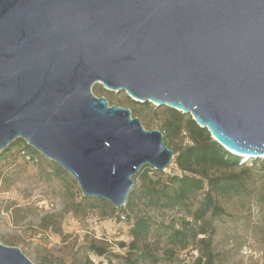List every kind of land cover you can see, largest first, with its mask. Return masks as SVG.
<instances>
[{"label":"water","instance_id":"water-1","mask_svg":"<svg viewBox=\"0 0 264 264\" xmlns=\"http://www.w3.org/2000/svg\"><path fill=\"white\" fill-rule=\"evenodd\" d=\"M96 84L264 159V0H0V154L23 139L122 209L133 178L175 152ZM0 264L34 263L0 241Z\"/></svg>","mask_w":264,"mask_h":264},{"label":"rangeland","instance_id":"rangeland-1","mask_svg":"<svg viewBox=\"0 0 264 264\" xmlns=\"http://www.w3.org/2000/svg\"><path fill=\"white\" fill-rule=\"evenodd\" d=\"M92 91L110 105L130 108L147 130H162L165 107L136 103L126 92H108L101 84ZM189 142L185 137L183 145ZM57 166L25 140L0 154V241L20 248L34 264H87V257L94 264H126L122 256L128 252L131 223L137 216L152 220L161 229L150 236L149 244L162 255L167 232L183 230L185 220H190L177 210L142 204L129 212L131 221L114 212L110 202L111 206L91 209L74 177L62 167L66 174L59 173ZM253 168L247 193L223 201L228 216L206 235L217 254V264H264V166L260 163ZM174 171L171 164L164 173ZM93 242L107 249L105 257L88 251ZM202 247V243H192L187 250L177 251L172 262L160 264H195Z\"/></svg>","mask_w":264,"mask_h":264},{"label":"trees","instance_id":"trees-1","mask_svg":"<svg viewBox=\"0 0 264 264\" xmlns=\"http://www.w3.org/2000/svg\"><path fill=\"white\" fill-rule=\"evenodd\" d=\"M164 109L167 119L163 122L161 131L167 146L175 152L172 163L175 171L167 175L145 166L133 178L135 185L127 205L119 210L113 208V211L131 221L129 212L142 204L177 210L190 220H185L183 230L173 229L167 232V246L161 255L149 244L150 236L161 229L146 217H135L130 229L132 241L128 252L122 257L126 264L170 263L176 257L177 251H185L192 243L198 242L203 247L199 250L195 264H217V254L206 235L215 231L217 221L228 216L223 201L247 193L256 169L253 167L260 163L264 166V159L245 162L243 158L231 154L219 145L206 129L198 126L191 115H183L169 107ZM185 137L190 141L187 145H183ZM17 141L23 140L18 139L10 146H14ZM32 156L27 154L28 158ZM56 169L59 173L66 174L61 167L57 166ZM83 200L91 209L103 205L111 206L109 202L98 198L83 197ZM201 235L205 237L198 240ZM88 251L101 258L107 253L106 248L97 246L95 242L90 244ZM86 261L87 264H94L88 257Z\"/></svg>","mask_w":264,"mask_h":264}]
</instances>
